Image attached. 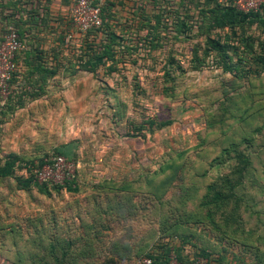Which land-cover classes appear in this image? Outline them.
Wrapping results in <instances>:
<instances>
[{
	"label": "rangeland",
	"instance_id": "rangeland-1",
	"mask_svg": "<svg viewBox=\"0 0 264 264\" xmlns=\"http://www.w3.org/2000/svg\"><path fill=\"white\" fill-rule=\"evenodd\" d=\"M190 22L189 37L168 29L153 59L109 76L108 93L101 84L87 97L78 91L76 113L2 125L1 156L42 143L53 153L75 139L68 149L82 176L125 190L50 198L37 189L18 191L14 179L0 181V264L40 263L31 257L39 250L38 221L56 215L64 219L60 236L83 237L85 213L105 223L94 227L101 234L91 236L93 243H73L72 253L86 249L85 257L57 264H135L138 255H117L127 244L164 255L170 246L175 254H194L203 242L211 263L264 264V71L248 78L224 72L213 54L204 55L197 19ZM249 31L264 39L258 27ZM171 56L177 65L168 63ZM165 71L173 77L166 80ZM41 177L60 181L62 173L46 166ZM217 191L222 200L203 205Z\"/></svg>",
	"mask_w": 264,
	"mask_h": 264
},
{
	"label": "trees",
	"instance_id": "trees-1",
	"mask_svg": "<svg viewBox=\"0 0 264 264\" xmlns=\"http://www.w3.org/2000/svg\"><path fill=\"white\" fill-rule=\"evenodd\" d=\"M0 1V14L2 15L0 43L11 29L18 32L24 43L21 19L17 17V14L5 13L11 9L20 11L16 0ZM149 1L153 5L152 9L147 8L146 3H150ZM120 3L123 5V1ZM158 3L161 5L159 6ZM115 6L116 3L113 0H107L102 8L103 24L87 33L79 32L82 35V43L76 49L77 69L92 72L95 75L103 72V75L108 77L116 73L120 74L122 69L129 64H136L140 59H153V53L159 48L165 47L162 40L168 34V29L173 32V36L176 38L183 35L189 37L194 27L190 20L196 18L201 35H203L201 49L204 50V55L211 56L213 54L211 62H216L224 72H230L238 78L257 76L264 71V39H259L255 33L249 31L253 26H256L264 35V6L259 11L246 13L238 10L233 4H221L218 0H178V3L177 0H148V2L144 1L143 4L135 2L134 17L128 19L127 22H122L121 19L116 18L117 12L113 10ZM257 46L260 50L256 48ZM142 52L144 56L141 55ZM19 53L16 58L17 65ZM196 58L199 60V64L206 62L205 57L201 61L198 55ZM177 61L175 56L168 58V63L172 66L177 65ZM17 74L18 70L12 82H14ZM172 77L171 71H165L164 78L166 80ZM102 87L107 89L108 93L110 87L104 80ZM13 100L15 97L11 92L0 110V134L2 125L8 123L12 117ZM148 123L154 124V121L150 120ZM68 146L70 147L69 144L57 146L51 153V149L42 143L35 144L32 150L27 152L11 151L4 156L0 155V181L14 179L18 191L28 192L37 189L40 195L50 198L84 192L88 193L91 199L95 197L94 193L96 195L109 194L110 192L123 194L119 191H124V187L114 189L107 182L94 184L82 176V171L79 168H77L73 179H66L62 183H57L51 179L40 181L37 171L43 170L47 165H52V158L56 155H63L77 163L74 150H69ZM248 162V157H244V163ZM19 171L22 173L19 174ZM211 188L209 187V189ZM222 196V192L217 191L211 201H207L205 204L204 202L207 200L205 199L203 205L217 204L222 200ZM53 210H55L54 207L50 212ZM64 210L66 213L69 212L68 208ZM79 218L81 219L80 225L85 227L83 237L60 236L61 231H59L58 225H61L64 219L59 220L56 215L50 219V223L41 218L38 222L42 224H37L40 234L36 239L39 250L31 257L42 259L38 264H53L44 259H55L57 264L59 259L85 257L87 255L86 249H83L79 254L72 253L73 243L95 242L96 239L91 236L101 234V232L94 230V227L105 223L96 218L92 219L86 213ZM51 226L54 228L53 230ZM2 227L3 225L0 226V229H3ZM87 235L88 237H86ZM195 245L197 248L194 254L185 250H181V253L177 252L179 259L183 262H193L199 257H204L210 264H214L209 259L208 250L210 247H207L205 242L200 246ZM174 252L170 246L164 255H158L155 252L135 249L127 244L123 250L118 251L117 255L121 258L138 255V261L144 257H150L153 259V264H168ZM138 261L135 264H138Z\"/></svg>",
	"mask_w": 264,
	"mask_h": 264
},
{
	"label": "crops",
	"instance_id": "crops-1",
	"mask_svg": "<svg viewBox=\"0 0 264 264\" xmlns=\"http://www.w3.org/2000/svg\"><path fill=\"white\" fill-rule=\"evenodd\" d=\"M106 1L103 0V5ZM113 1L117 19L127 22L134 17L132 0ZM16 2L20 11L11 9L5 12L17 14L21 19L24 38V48L18 55V74L12 82L15 100L10 121L19 118L30 122L44 118L53 121L55 114L76 113L78 91L87 97L98 92L93 90L101 84L103 92V80L107 81L108 76L103 72L95 75L77 69L76 49L82 43V35L75 31L71 22L74 0ZM1 27L0 14V31ZM70 34L74 37L68 40ZM96 82L99 83L97 86ZM77 144L75 139L69 142L70 147Z\"/></svg>",
	"mask_w": 264,
	"mask_h": 264
},
{
	"label": "built area",
	"instance_id": "built-area-1",
	"mask_svg": "<svg viewBox=\"0 0 264 264\" xmlns=\"http://www.w3.org/2000/svg\"><path fill=\"white\" fill-rule=\"evenodd\" d=\"M221 4H233L238 10L243 12L259 11L264 6V0H218ZM103 0H74L71 9V19L75 31L87 33L103 24L102 19ZM70 34L68 40L73 39ZM24 48V43L15 29H11L0 43V110L5 105L12 92V80L18 70L16 62L17 54ZM52 167L56 172L62 173V179L55 181L62 183L66 179H73L78 168L74 160H70L63 155H56L52 158ZM46 167V166H45ZM44 167V168H45ZM42 171H37L40 181L48 179L42 178ZM52 180V179H51ZM54 181V180H53ZM138 264H153V259L144 257ZM168 264H210L204 257H199L193 262H183L178 255L173 253Z\"/></svg>",
	"mask_w": 264,
	"mask_h": 264
}]
</instances>
